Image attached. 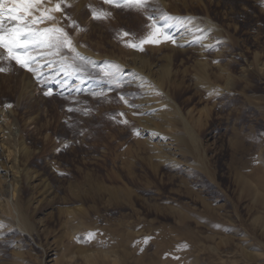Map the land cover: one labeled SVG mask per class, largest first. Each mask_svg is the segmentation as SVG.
Masks as SVG:
<instances>
[{
    "label": "rangeland",
    "instance_id": "1",
    "mask_svg": "<svg viewBox=\"0 0 264 264\" xmlns=\"http://www.w3.org/2000/svg\"><path fill=\"white\" fill-rule=\"evenodd\" d=\"M67 3L55 26L88 62L67 48L41 59L54 62L41 84L0 48L8 69L0 73L8 175L0 172V264H264V0H152L147 11ZM92 9L110 15L93 20ZM65 15L82 30L66 27ZM149 15L211 27L196 30L207 43L200 57L172 42L127 47L148 36ZM132 55L166 71L167 99L156 89L153 98L166 116L154 124L172 145L167 154L153 151L143 129L145 95L126 69ZM109 65L118 87L101 71ZM24 163L36 182L20 180ZM7 199L18 202L24 228L9 218Z\"/></svg>",
    "mask_w": 264,
    "mask_h": 264
},
{
    "label": "snow or ice",
    "instance_id": "2",
    "mask_svg": "<svg viewBox=\"0 0 264 264\" xmlns=\"http://www.w3.org/2000/svg\"><path fill=\"white\" fill-rule=\"evenodd\" d=\"M105 4L112 5L117 8L135 9L147 11L152 0H103ZM70 6L67 0H56L54 4L51 0H0V48H3L7 53L6 58L9 61H14L20 68L33 74L37 83H43L45 76L43 68L53 67L54 62L48 61L46 65L41 64V59H47L48 56L60 55L61 52L67 48L68 51L74 53L75 58H79L88 62L85 57L79 56L73 45L72 38L63 27L55 26L59 22L56 19L55 13H63V7ZM39 12V15L35 13ZM110 13L103 11L91 10V18L93 20L106 19ZM152 23L149 25L151 31L146 38H143L136 43H128L126 46L134 48L138 51H143L144 44L158 45L161 42L176 43L175 37L169 31L174 27V17L169 15H161L154 18L149 15L147 17ZM64 19L68 21L66 27H73L78 30V23L71 17L65 15ZM7 21L11 27H5ZM45 21H52L53 26L44 29H38L35 26L44 23ZM184 23L183 20L179 21ZM191 23V20H189ZM199 32L204 29L197 28ZM123 35L127 36L125 32ZM32 53H40L39 56L32 55ZM62 60L67 59L61 57ZM71 67V66H69ZM115 66L109 65V70L101 69L104 76L108 78L110 84H115L117 87L120 85L118 70H111ZM8 69L0 67V73L7 72ZM51 90L45 91L44 95H51ZM121 100L127 103L123 95L120 96ZM5 107L10 108L11 105ZM131 107H135L131 105ZM72 111V109H69ZM123 116V114H120ZM120 123L127 124V120H121ZM138 134V133H137ZM95 233H89L88 239H94ZM145 244L148 239L143 241Z\"/></svg>",
    "mask_w": 264,
    "mask_h": 264
},
{
    "label": "bare ground",
    "instance_id": "3",
    "mask_svg": "<svg viewBox=\"0 0 264 264\" xmlns=\"http://www.w3.org/2000/svg\"><path fill=\"white\" fill-rule=\"evenodd\" d=\"M173 24H174V27L169 30L171 32V34L175 37V40H176V43L173 44V49H175L176 51H179V52H185L187 50H192L194 53H196L200 57V55L202 54V50L204 47L207 46V45L205 46V44H207V43L205 42V40H203V37L199 36L196 33L197 28L195 27V25L193 26L191 23H188V24L173 23ZM5 27H11V25L8 24L6 21ZM204 30L206 32H208V31H211L212 29H211V27L206 25L204 27ZM197 65H201V64L199 63ZM126 66H127V68L126 67L125 68L128 69V71H129V75H128L129 81L134 86L139 87L141 92H143L145 95L144 98L139 103V109L144 116V118H143L144 119L143 120V129L146 131V133L148 135L149 145L151 146L153 151H155L156 153L161 154V155L163 153L167 154L168 152H165V151L173 150V148L171 147L172 145L169 141L167 142V140H166L167 138H166L165 134L160 130V128H158L154 124V121H156V120L163 122L164 118L166 116H164L161 113V108L163 106L162 103L154 100V98H153V91H154L153 89H156L155 90L156 92L158 90L162 94L164 93V91H163L164 81L163 80L166 76V71L162 68H158V67H155V66L148 64L144 60V58L139 56V55H132L128 61V65H126ZM199 76L201 77L200 73H199ZM195 79L198 80L197 81L198 83L202 82V80L200 78L197 79L195 77ZM199 80L201 82H199ZM197 82H195V83H197ZM153 86H154V88H153ZM164 96H165V99H167L165 93H164ZM177 121L183 125V129H186V127H185L186 122L180 115H179V117H177ZM186 133H188V130H186ZM167 161H168V159H167ZM2 164H3V162H2ZM6 169H7L6 166H0V172L3 173L1 177L5 178L8 176ZM18 173H19V178L21 181L24 182V185H25V183L28 185V184H31L33 182H36L35 176L27 169L25 163L18 170ZM4 178H3V180H4ZM16 186H17V184H16ZM34 186L41 189L42 196H47L49 194V190H48L46 183L44 181H39L38 183L33 184V187ZM19 187H21V186H18L17 191H20ZM5 203L8 207V209L12 210V211L11 210L9 211L10 212L9 218L11 219V221L16 222V224L18 226L24 228L26 226V219H25L22 211L20 210V206H19L18 202L15 201L14 203H12L7 199ZM50 261H52V260H50ZM90 264H95V261H90ZM113 264H116V263L114 262Z\"/></svg>",
    "mask_w": 264,
    "mask_h": 264
}]
</instances>
